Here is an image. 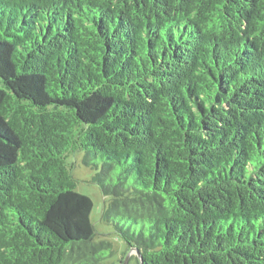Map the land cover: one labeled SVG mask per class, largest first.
<instances>
[{
    "label": "trees",
    "instance_id": "16d2710c",
    "mask_svg": "<svg viewBox=\"0 0 264 264\" xmlns=\"http://www.w3.org/2000/svg\"><path fill=\"white\" fill-rule=\"evenodd\" d=\"M77 152L142 264H264V0H0V264L113 255Z\"/></svg>",
    "mask_w": 264,
    "mask_h": 264
},
{
    "label": "rangeland",
    "instance_id": "374dc122",
    "mask_svg": "<svg viewBox=\"0 0 264 264\" xmlns=\"http://www.w3.org/2000/svg\"><path fill=\"white\" fill-rule=\"evenodd\" d=\"M73 166V176L77 181V192L86 195L93 201L94 207L91 213V221L96 227L98 235L96 242L108 241L113 244L114 253L103 264H139V256L136 251L131 255L130 246L115 232L114 226L103 219V213L111 202V198L105 197L100 188L93 183V179L99 170L84 164L85 154L77 152L68 159Z\"/></svg>",
    "mask_w": 264,
    "mask_h": 264
},
{
    "label": "water",
    "instance_id": "95a60500",
    "mask_svg": "<svg viewBox=\"0 0 264 264\" xmlns=\"http://www.w3.org/2000/svg\"><path fill=\"white\" fill-rule=\"evenodd\" d=\"M134 251L137 252V254H138L139 258H140L141 264H142V259H141V256H140V253H139L138 249H136V248H132V250H131V255H132V253H133ZM125 264H127V262H126Z\"/></svg>",
    "mask_w": 264,
    "mask_h": 264
}]
</instances>
